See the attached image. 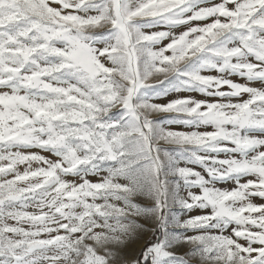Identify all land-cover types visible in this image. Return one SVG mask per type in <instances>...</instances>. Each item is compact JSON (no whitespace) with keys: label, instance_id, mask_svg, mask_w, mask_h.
<instances>
[{"label":"snow or ice","instance_id":"snow-or-ice-1","mask_svg":"<svg viewBox=\"0 0 264 264\" xmlns=\"http://www.w3.org/2000/svg\"><path fill=\"white\" fill-rule=\"evenodd\" d=\"M256 81L264 0H0V264H264Z\"/></svg>","mask_w":264,"mask_h":264},{"label":"rangeland","instance_id":"rangeland-1","mask_svg":"<svg viewBox=\"0 0 264 264\" xmlns=\"http://www.w3.org/2000/svg\"><path fill=\"white\" fill-rule=\"evenodd\" d=\"M214 2L218 3V2H221V0H214ZM230 7H231V5H230ZM206 22H210V21H206ZM206 22H194V23H206ZM165 30H167V29L166 28H163V27L156 28V29H145L146 32H151V31H165ZM184 30H186V28L183 27V26L180 27V28L175 29V31L177 32V34H179L180 32H182ZM167 42L168 41H164L163 43L166 44ZM168 54H170V53H168ZM232 79H234L236 82H239V83H245L246 82L245 80H243V79H241L239 77H232ZM250 86L258 87V88L259 87H264V85H262L261 82H259V81L250 82ZM179 95H192V96H194L197 99H205V97L203 95H200L198 93H191V94H189V93H181ZM176 97H177V94H172L169 97L162 98L160 100H157L156 102L157 103H167L169 100L175 99ZM247 98L248 97L245 94L240 99H245L246 100ZM163 115H165V114H161V115H159V116H157L155 118L161 119V118H163ZM170 127L173 130H176V131H186V132L187 131H191V129H189V128L185 127V126H182V125H172ZM212 130L213 129L210 128V127L209 128H202V129H200V131H212ZM33 151L40 152L41 155H45V156H47V157H49L51 159H55V157L52 156L51 153L41 152L39 149H34ZM19 167H20V170L21 171L24 170V166H19ZM34 167H35V165H34ZM196 170L201 171L202 174H206V173H203V170L200 169V168H197ZM68 179L71 180L72 178L69 177ZM89 179L92 180L93 182H96L98 180V177H96V176H90ZM218 187H221V188H232V187H234V185H232V184H220V185H218ZM196 191H199V190H196ZM254 202L257 203V204H261V203H264V200H261V199L257 198V199L254 200ZM28 211H34V209H28ZM200 214H203V212H202V210H199V209H194L193 212L191 213V215H200ZM186 215H187V213H185L182 209H179V208H177V207L174 206L172 208L171 214L169 216V220L171 222L173 220V218L183 219ZM10 223H14V221H10ZM25 227H28V226L25 225ZM169 231L170 232H175V231H178V229H176L174 227V225L172 223H170L169 224ZM152 239H153V237L151 236V234H144L143 239L141 240L140 244L133 246L134 249L136 250L137 254H139L140 247L141 246H145L146 243L147 242H150ZM241 243H243V241H241ZM185 251H186V249H185Z\"/></svg>","mask_w":264,"mask_h":264},{"label":"trees","instance_id":"trees-1","mask_svg":"<svg viewBox=\"0 0 264 264\" xmlns=\"http://www.w3.org/2000/svg\"><path fill=\"white\" fill-rule=\"evenodd\" d=\"M151 242V241H150Z\"/></svg>","mask_w":264,"mask_h":264}]
</instances>
